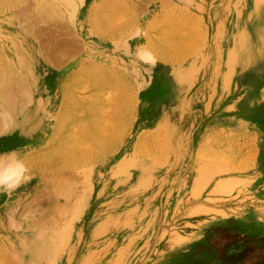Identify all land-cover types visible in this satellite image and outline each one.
Masks as SVG:
<instances>
[{
    "label": "rangeland",
    "instance_id": "374dc122",
    "mask_svg": "<svg viewBox=\"0 0 264 264\" xmlns=\"http://www.w3.org/2000/svg\"><path fill=\"white\" fill-rule=\"evenodd\" d=\"M199 1L122 78L86 0H0V264H264V0ZM86 88L139 107L86 119Z\"/></svg>",
    "mask_w": 264,
    "mask_h": 264
},
{
    "label": "crops",
    "instance_id": "0c3cea01",
    "mask_svg": "<svg viewBox=\"0 0 264 264\" xmlns=\"http://www.w3.org/2000/svg\"><path fill=\"white\" fill-rule=\"evenodd\" d=\"M86 1V43L97 42L100 50H106L99 56L97 64L89 62L86 66L99 67L106 71L105 75L122 78L133 76L132 70L147 71L150 66L148 53L156 54L155 60L163 66L165 57L156 46L166 43L164 39L173 22H180L183 29H192L196 27L194 20L199 17V0H97L98 37L91 39L96 0ZM184 60H194L192 53ZM142 75L148 76V73L142 72ZM75 89L56 90V98H60L55 106L57 117L68 118L70 106L76 99L73 97L77 93ZM96 97L104 99L107 104L106 113L99 115L107 118L106 124L123 123V119L132 117L139 107V88H86V96L79 97L86 100V119L97 116L94 113L96 101L91 102Z\"/></svg>",
    "mask_w": 264,
    "mask_h": 264
}]
</instances>
